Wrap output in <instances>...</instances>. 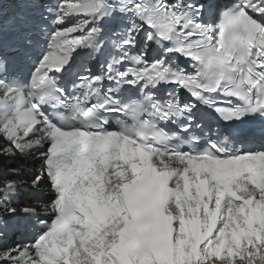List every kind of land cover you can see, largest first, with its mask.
I'll return each mask as SVG.
<instances>
[{"label":"snow or ice","instance_id":"obj_1","mask_svg":"<svg viewBox=\"0 0 264 264\" xmlns=\"http://www.w3.org/2000/svg\"><path fill=\"white\" fill-rule=\"evenodd\" d=\"M0 264H264V0H0Z\"/></svg>","mask_w":264,"mask_h":264},{"label":"bare ground","instance_id":"obj_2","mask_svg":"<svg viewBox=\"0 0 264 264\" xmlns=\"http://www.w3.org/2000/svg\"><path fill=\"white\" fill-rule=\"evenodd\" d=\"M12 159H13V162H14V163H13V166H15V163H16V162H23L25 158L22 157V156H20L19 154H17L16 157H13ZM7 162L10 163L11 160H9V161H7ZM36 163H37L36 161H32V162H31V161H27V166H28L29 168H31V167L35 168ZM37 166H38V165H37ZM29 174H31V173L24 172V173H23V177L26 176V175H29ZM39 188H40V187H39ZM39 188H37V189H39ZM42 190H45V189H42Z\"/></svg>","mask_w":264,"mask_h":264}]
</instances>
